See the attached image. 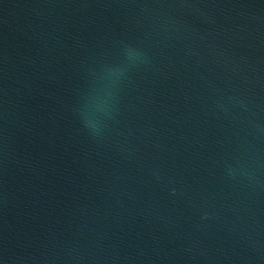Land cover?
<instances>
[{
    "label": "water",
    "instance_id": "1",
    "mask_svg": "<svg viewBox=\"0 0 264 264\" xmlns=\"http://www.w3.org/2000/svg\"><path fill=\"white\" fill-rule=\"evenodd\" d=\"M0 264H264V0H0Z\"/></svg>",
    "mask_w": 264,
    "mask_h": 264
}]
</instances>
